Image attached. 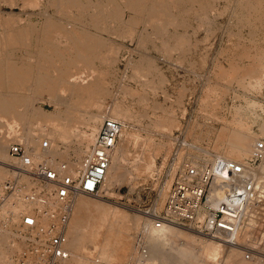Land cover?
Listing matches in <instances>:
<instances>
[{
    "label": "rangeland",
    "instance_id": "1",
    "mask_svg": "<svg viewBox=\"0 0 264 264\" xmlns=\"http://www.w3.org/2000/svg\"><path fill=\"white\" fill-rule=\"evenodd\" d=\"M38 1L39 0H36V1L34 0V3L35 2L36 3L32 6V4L26 5V3L29 2V0H26V2H25V0H14L12 2V4L11 3H5V2H3V0H0V17H1V19H5V20H7V22L9 21L8 24L10 23L9 26L11 25V28H13V29L19 28L20 26H22V24H23V26L25 25V30H23L24 31L23 43L20 41V42L14 43L13 45L12 44L9 45V43L6 42L5 44L2 45L0 42V44H1L0 45V93H1V95L5 96L7 94L8 95L12 94V95H23V96H26V98L31 97V98H28L31 100V103L33 102V104L41 107V109L43 110L44 113L58 114V115L62 116L67 112L68 109H70L75 115L80 113L79 115H81V118L92 114L93 116L98 117L99 120L101 118L103 120V116L109 114V110H110L111 106L114 104V102L117 101L118 104L121 106L126 104L123 106V108H126L124 110L129 111V109H130V112L132 114L130 119L127 120V124H126L127 126L126 127L124 126V127L128 128L127 130L131 131L132 133L136 132V134H135L136 136L131 137L133 139H130L131 142L129 141L127 144L128 145L127 147H129L130 146L129 144L132 143L130 148L125 149L127 151V153L126 154L123 153L126 158L123 155L124 158L122 159V163L125 165V169L130 168V167H132L133 170L136 169L133 171L130 168L129 170L131 173H129V170H128L127 173L130 175V177H129V175L128 176L125 175L124 178L129 177V181L125 180L126 182L121 181L119 183L113 184L112 186H110L108 193H106L104 190L101 189V193L97 196L88 195V197H90V198L101 200L104 203L107 202L106 203L107 205H109L111 207H116L120 213L122 212L121 214H124L126 216V219H125L126 221L122 220V221L117 222V224L114 225V229L112 230L114 234L111 235L110 237H108L109 247H111L113 249V254H116L114 252L116 251L115 249L117 248L118 254H116V255H118V256L114 260L108 259V258H101V257H98L96 255L86 256V258L87 257L89 258V259L87 258V260H86V262L88 264H91V261L93 259H95V257L97 260H99V261L101 260L103 262H110L113 264H124L126 262V260L130 257V255H134V253H135L134 252V239H135L134 237H135L136 232L138 231V228L141 225H143L145 221H148V219H149V216L146 212L151 210L152 208L162 209V207L164 205V200H165L166 195H167V192L170 189L171 184H172L173 179H174V176H175L176 172L178 171V169L180 168V164H182L181 161L184 158L191 160V163L200 162V161L202 162L204 160H208L213 155L214 156L219 155V156L225 158L224 156L221 155L220 152H218L216 146H214L215 144L213 145V143L216 141V139L218 138V135H219L218 134L219 131H217V130L221 129V126L223 125V123H225V122L227 123V122L231 121V119L233 118V116H232L233 110L232 109L234 108L235 105H240L241 107L243 106L242 111L244 110L243 112H245V111L247 112V113L246 112L242 113V120L244 121V123L248 124L250 131L253 133V135L255 134L254 136H256V138H255L256 144H254V147L252 148V156H254L255 153L259 154V152H260L259 157L262 158V164L264 165V146H263V148H259V142L260 143L262 142V144L264 145V136H263L264 135V75H263V80H262L263 84L261 85V87L250 88V89L249 88L245 89L244 87H241L238 84L236 85L235 81H233L232 79L225 78L226 80L223 79L224 80L223 81L221 78L217 77L218 76L217 72L219 71V69H222V68L227 69L228 68L229 64L227 65L226 62L228 61V63H229L230 58H232V57L237 58L236 55H237L238 50L240 49V47H239L240 45L237 46L238 50L235 49L236 46H234V45H236V43H238L240 41L241 45H242L241 48L247 47L249 45L250 41L246 40L245 38L247 37L248 39H250L253 36L251 28L248 25L246 26V24H245L243 26L241 23H238L235 20V17L232 15V13L229 15V13L231 12V8H232V4L230 2L231 1L233 2L234 0H231L230 2H227V0H216L217 4L215 5V7H216L215 11H217L216 12L217 14L215 13V11L210 12V14L207 15L209 17L208 20H210V21H208V20L203 21L202 20V22H200L196 17L189 16L188 17V23L189 24H187V27L185 29H182L181 27H179V31H181L183 33H173V34H175V37L178 36L181 39L184 38L185 41L182 40V41H184V44L181 41V43H180L181 47L179 46V44H177L179 47L176 46L177 49L174 47L172 52H171L172 48L167 50L169 52H167V51H165V49H163L164 47L162 46L163 45L162 42H159L160 36L155 35V33L153 34V31H150L149 28L146 29L147 32L143 31L145 29V27H144L145 22H143V21H145V17L143 15L144 13H142V15H138L134 11H131V9L129 10V8L126 10L127 7L123 6L124 3L122 0H109L110 4H112L115 7L117 6L116 8L119 7L118 12L121 13V15L119 14L120 15L119 17L121 19V16H122V19H121L122 21L120 20L119 23H116L115 21L111 22L110 20H107L103 16H100V19L98 18V24H99L98 28L95 26H89V24H87L88 21H86V19H84L83 21H79V22L76 21L75 22V21L66 19V18H68L66 16L60 15L56 12L54 13L53 11H55V9L51 4H49V0H47V2L44 0H43L44 2L42 0H40L41 2H38ZM91 1H94V0H91ZM30 2H31V0H30ZM22 3H24V4H22ZM47 5H48V8H47ZM45 8H46V10H45ZM224 8H226V9H224ZM218 10H220V12ZM45 11L47 14L45 13ZM41 12H44L43 13L44 15ZM57 14L60 16H58ZM47 15H51L49 17H54V18H56V17L62 18L61 21L62 22L64 21L63 23L67 22L65 24H69V23L72 24V22H73V24L75 23L73 26H76V27L78 26V28H81V29H83V27H84V30L90 31V32L88 31L89 33L93 32V34L94 33L97 35L99 34L98 36L99 37L101 36L103 41L108 40L109 44H111V45H109L110 50L109 49H106V51L102 50L104 52H101L100 54H102L103 56L102 55L101 56L103 58L105 57L106 59H110L111 57H112V59L116 58L115 61L110 59L112 64H113V67L111 66L112 64H110V65L108 64L111 62L110 61L108 62L104 58L107 66H108L107 67L105 65V67L108 68V69H106L108 71L107 73H109V74L111 73L112 75L111 74L105 75V73H106L105 72L106 70L104 67L105 61L103 60L102 65L100 63L99 69H98V72L101 75L99 73H96V75L98 74V76H96V79L99 82L96 83L95 88L97 86H99L98 83H101V78L104 77V75L106 76V78H102V79H105V80H102L103 84L101 83L100 86L95 89V90L99 89L100 92H98L99 90H97L96 93H94L95 95L93 94V96L95 97V98L93 97L94 100L92 99V95H87L84 92L86 94L85 95V94H83L82 91L72 90L71 92L69 91V93L72 94L71 96H69L70 94L68 92L64 93L63 97L66 98V102H64V101H61L58 99L59 96H56V98H55V97H52L49 95H44V94H41L38 92H34L33 88L31 89L32 85H30V87L27 91L26 90H24V91L23 90H17V89L15 90L13 88L11 89V87L9 88L10 85L9 84L7 85V83H9L7 81L9 78L6 75V69L8 71V68H7L8 67L7 61L8 60L13 61L15 64H17L19 66L32 67L33 68V70L31 71L32 80L30 81L31 82L30 84H33V82H34L33 78L35 77V74H36L35 65H37L36 63H37V59L39 56L38 43L41 40V36H42L41 30L45 27V24H46L45 23V20H46L45 16L47 17ZM61 16H63V17H61ZM231 18H233V19H231ZM126 19L130 23L126 22L127 21ZM193 19H194V21H193ZM112 23H114L115 25ZM231 23L233 24V26ZM2 24H3V22H1L0 26ZM71 24H69V25H71ZM234 24H236V27L234 26ZM125 25L128 26L127 27L128 29L126 28ZM241 25H242V27H241ZM114 26H115V28H114ZM200 26H202V27H200ZM237 27H240V28L235 29ZM129 28H132V29L129 30ZM230 28H231V30H230ZM247 29H248V33H247L248 35L246 33H244V32H246ZM132 30H133V33L131 34L130 32ZM226 30L227 31L229 30V32H226ZM232 30L233 31L236 30V33H234ZM237 30H238V32H237ZM184 31L186 33H184ZM1 32L4 36L5 35V29L3 26L0 27V34H1ZM250 32H251V35H249ZM141 33H144V34L147 33V35H149V36H147V35L144 36L147 38H145L146 40L144 39L145 40L144 44H141V46H139L140 42L138 40V37ZM233 33H234V35H233ZM257 33H260V32L257 31ZM180 34H181V36H179ZM238 34L242 35V36L241 35L239 36L241 38L238 37ZM127 35L128 36L130 35L131 37L130 36L128 37ZM169 35H171V34H169ZM205 36H206V38H205ZM244 36H245V38H244ZM104 37H107V38L104 39ZM178 37H176V38H178ZM242 37L244 40H242ZM111 42L113 43V45ZM242 43H244V44H242ZM160 44H162V45H160ZM114 46H116V47H114ZM155 46H156V48H155ZM249 47L250 46H248V48ZM113 48H114V50H113ZM107 50H109V52ZM224 50H226V52H224ZM113 51L116 53H113ZM107 52L109 53V55L107 54ZM103 53L104 54L106 53L107 55L106 54L104 55ZM111 54L113 56H110ZM143 55L146 56L150 60V64L153 67V69L150 68L149 71L146 70L145 75L140 77V76H136L134 73L130 72V70L132 69L131 65H133L134 63H136L139 60H142L144 58ZM108 56H110V57H108ZM115 56H117V57H115ZM224 56H226V57H224ZM243 58H241L240 61L244 63V62H246V58L245 57H243ZM227 59H229V60H227ZM151 61H153V63ZM130 62H131V64H130ZM191 62H192V64H191ZM220 65H222L221 68H220ZM102 66H103V68H102ZM83 67H84V70H83ZM80 68H81L80 69L81 71L83 70L85 72H88L90 69L88 66L87 67L81 66ZM86 68H88V70ZM101 68H102V70H100ZM111 68H114L115 70L111 69ZM154 68H155V70H154ZM111 70H112V72H111ZM113 70L116 71L117 73L114 72ZM103 72H104V74L102 76ZM131 73H132V75H129ZM149 73H151V74H149ZM7 74H8V72H7ZM121 74L123 76H121ZM133 74H134V77H133ZM122 77H123V80H122ZM111 78L115 79V80L112 79L114 82L111 80ZM107 79H108V81H107ZM106 81L108 84L106 83ZM119 81H120V83H119ZM214 81H216V82L214 83ZM222 81H223V84L221 83ZM148 82H149V84H148ZM1 83H2V85H1ZM123 83H124V85H123ZM216 83H218V84H216ZM180 84H181V87H180ZM182 84H183V86H182ZM108 85H111V86H108ZM139 85H140V87H139ZM207 85H209V86L215 85L217 87L216 94H214V93L209 94V95L206 94L207 93L206 87L207 88L209 87ZM219 85L222 86L223 88H221ZM123 86H126V87L128 86L127 87L128 92L125 91L126 87H125V89L122 88ZM129 86H130L131 90L129 89ZM132 86H134V87H132ZM119 87H121L122 89L121 88L119 89ZM178 87L181 89V92H180ZM182 87H183V91H182ZM8 88L11 90H9ZM134 89H136V90H134ZM221 89H223V90H221ZM224 89H226V90H224ZM95 90H94V92H95ZM259 90H260V92H259ZM101 91H103V92H101ZM122 91H123V93H122ZM136 91H137V93H136ZM105 92L106 93L108 92V93L105 95ZM223 92H225V93H223ZM257 92L259 95L257 94ZM97 93L99 96L97 95ZM162 93H163V97H162ZM220 93H222L223 97ZM78 94L80 97L75 96ZM143 95H145V96H143ZM165 95H167V96H165ZM220 95H221V97H220ZM72 96L77 97V98H74ZM203 96L204 97L209 96V98L206 97L208 99V104H209L208 106H205L202 104L201 101L204 98ZM218 96H219L220 100H218ZM235 96H236V98H235ZM83 97H85V98H83ZM89 97L91 99H89ZM210 97H212L211 99L213 101L210 99ZM147 98H149V99H147ZM74 99H76L75 100L76 102L74 101ZM87 99H89V100H87ZM136 100H137V102H136ZM247 100L252 101V103H254V104L249 105L250 106L249 107L245 103ZM67 101H70V102L68 103ZM81 101L85 102V103L81 104L82 103ZM94 101L96 103H99L100 105H95ZM214 101H215V103H214ZM78 102L79 103L81 102L80 103L81 105L77 104ZM233 102H234V104H233ZM89 103H92V104H89ZM180 103H182V104L180 105ZM168 104L170 106H168ZM212 104L214 107L212 106ZM215 104H217L218 106ZM88 105H91L92 107L91 106L88 107ZM125 106H127V107H125ZM200 107H202V108H200ZM119 108L121 109L122 107L119 106L118 109ZM245 108H247V110H245ZM75 110H77L78 112ZM152 110H154V111H152ZM202 111H205V112H202ZM86 112H88V113H86ZM105 112H106V114H105ZM254 112H256V113H254ZM163 113L165 115L171 114L173 116V118L175 115V118L173 119L175 121V123L171 126V128H170L171 130L166 129V131H164L163 128H161L162 129L161 130L160 128H157L154 125L156 120L165 116ZM256 114H257V116H256ZM148 118H150V119H148ZM102 120H100L99 123H101ZM138 122H140V123H138ZM76 123L77 122L71 123V125L74 124L75 126L77 125V127L74 128V125H72V127L74 129L72 128L73 130L71 132H69L68 141L66 142V144L62 143V142L55 143L52 139L53 146L55 147V150L57 148L56 152L61 150L58 153L60 155H62V157L63 156L68 157L70 154H72L73 150L70 151V148L72 147L71 149H74L78 144L77 141H79V137L77 135H79V131H82V129L84 128V125L79 124V123L76 124ZM80 126H81V128H80ZM28 127H29L28 130L33 129L34 127L37 128L36 124H30V126H28ZM99 127H100V124H99ZM99 127H97V131H98ZM48 129H50V128H48ZM97 131H96V133H97ZM169 131H170V133H168ZM175 134H180V137L182 138V142H180V144L182 145V147L177 149L175 156H173V149H174L173 139H174ZM216 134H218V135L216 136ZM94 137H95V135L93 136L92 140L94 139ZM142 137H144V138H142ZM148 137L150 139H148ZM141 138H142V141H144V142L141 141ZM74 139H75V141H74ZM257 139H259V141ZM152 140H153V142H151ZM134 141L137 142V144L133 143ZM145 141H148L149 143H147ZM256 141H258V142H256ZM150 142H151V145H150ZM166 142H168L169 144ZM54 143L56 145H54ZM159 143L160 144L163 143L162 146ZM57 145H58V147H57ZM142 145H144V146H142ZM145 145H149L151 147L148 148V146L146 147ZM195 145H196V147H195ZM154 146L157 148L156 150L154 149ZM27 147L30 148V152L34 151L30 145H28ZM127 147L125 146V148H127ZM140 147L143 148L144 150H142ZM145 147H146V149H145ZM46 148H43L44 153H46L45 151H48L51 149L49 147H48L49 149L48 148L46 149ZM164 148H166V149H164ZM198 149H200V150H198ZM7 150H8V148H7ZM55 150L53 149V151H55ZM65 151L67 153L66 155H65V153H63ZM126 151H123V152H126ZM253 151H254V153H253ZM130 152H131V154H130ZM212 153H214V154H212ZM208 155H209V157H208ZM147 156H148V158H147ZM136 157L138 159L140 157L141 158L138 160V159H135ZM0 158H3V159L7 158V154L5 157L2 156ZM144 158H146V159H144ZM124 159L125 160L127 159V162H123ZM133 159H135V161ZM128 160H130V161H128ZM136 160H137V162H136ZM141 160L142 161L144 160L143 165H142V162H140ZM148 161L151 164V166L153 167V168L151 167L150 170L146 169V166L149 164ZM236 161L241 162L240 160H236ZM138 162L140 165V166L139 165L138 166L140 167V170H142V171L139 170V172H141L142 174H140L138 172L140 175H138V173H137V171H138L137 169H139V168H135V166L137 167ZM125 163H127V164H125ZM145 163H146V166L144 165ZM131 164L134 166H132ZM263 165H262V168H264ZM144 166H145V168H144ZM142 167H143V169H142ZM125 169L123 168V171H127ZM131 175L134 179L131 177ZM8 177H9V175L7 173L6 178H8ZM69 213H70V211H69ZM82 215H85V213L83 212ZM89 218H91V217H89ZM91 219L93 221L94 218H91ZM152 220L153 219H151V221H150V219H149V221L145 223V224H148L147 234H145L146 235V237H145L146 238V244H148L147 246H149V243H150L149 242L150 240H148L149 239L148 235L150 233L149 231L151 230L152 227L157 226L156 222L152 221ZM160 224H162L163 226L167 225L166 227L164 226L165 228L163 227L164 228L163 231L158 232V234H159L158 236L163 238V239H161L162 240L161 242H163L164 246H167V248L166 247H162V248H165V249L169 248V250L174 249L175 250V251L173 250L174 252L178 251L176 254L181 252V251L179 252L178 249H183V252H181V253H183L182 258L185 261L183 262L182 261L183 259H182L180 262L178 261V263L175 262V264H262V263H256V262H243L238 256H236L234 253L228 251L218 241L207 239V238H205L206 236L203 237V235L199 234L197 231H194V230L189 229L187 227H184L182 225L168 224L165 222H161ZM89 227H92V226H89ZM101 228L102 227L97 229L98 234L103 233V230H102L103 228L102 229ZM90 235H92V234H90ZM165 241H167V242H165ZM208 241L216 244V245H214V249L211 252V255L205 254V251L203 249L198 248V247H200L201 242L205 243ZM85 242L87 245L90 246V244L92 243V239L89 238L88 241H85ZM215 252L217 253L216 256H215V254H216ZM209 256H211V257H209Z\"/></svg>",
    "mask_w": 264,
    "mask_h": 264
},
{
    "label": "bare ground",
    "instance_id": "2",
    "mask_svg": "<svg viewBox=\"0 0 264 264\" xmlns=\"http://www.w3.org/2000/svg\"><path fill=\"white\" fill-rule=\"evenodd\" d=\"M13 1L12 0H3V2L11 3V4ZM44 1L47 2V0H44ZM122 1L124 3L123 6L127 7L126 10L129 8V10L131 9V11H134L138 15H142V13H144L143 15L145 17V21H143V20L142 21L145 22V26H144L145 29L143 31L147 32L146 29L149 28L150 31H153V34L155 33V35L160 36L159 42H162V44H163V45L162 44H160V45H162L164 47L163 49H165V51L172 48L171 52H172L174 47L176 48V46H178L177 44H179V46L181 47L180 43L182 40H184V38L181 39L178 36H176V37H178V38H176L175 34H173V33H183L181 31H179V27H181L182 29H185L187 27V24H189L188 23V17L189 16L196 17L200 22H202V20L207 21L209 19V17L207 15L210 14V12L215 11V8H216L215 5L217 4L216 0H122ZM230 1L231 0H227V2H230ZM25 2H26V0H25ZM38 2H41V1L39 0ZM109 2H110L109 0H96V1L95 0L94 1H91V0H49V4H51L55 9V11H53L54 13L56 12L60 15L66 16V17H68L66 19L72 20L75 22L76 21H78V22L83 21L84 19H86V21H88L87 24H89V26H95L97 28L99 27L98 18L100 19V16H103L104 18H106L107 20H110L111 22L115 21L116 23H119L120 20L122 19V16H121V19L119 17L121 15V13L118 12L119 7L116 8L117 6L115 7L112 4H110ZM35 3H34V0H31V2L29 0V2L26 3V5L32 4V6H33ZM230 3L232 4V8H231V12L229 13V15L232 13V15L235 17V20L238 23H241L243 26L245 24H246V26L248 25L251 28L253 36L250 39H248L247 37L245 38V36H244V38L246 40L250 41V43L248 45V46H250L249 48H248V46L241 48L242 45H241L240 41L238 43H236V45H234V46H236L235 49H237V46L240 45L239 46L240 49L239 50L237 49L238 50L237 55H236L237 58L232 57V58H230V60L227 59V60H229V63H228V61L226 62L227 65L229 64L228 68L227 69H224V68L219 69V71L217 72V75H218L217 77L221 78L222 80L225 78L232 79L233 81H235L236 85L238 84L239 86L244 87L245 89L246 88H249V89L250 88H259L263 84L262 80H263V75H264V0H234L233 2L231 1ZM22 4H24V3H22ZM48 5H47V8H48ZM224 9H226V8H224ZM45 10H46V8H45ZM218 11L220 12V10H218ZM216 12L217 11H215V13ZM41 13L43 14L44 12H41ZM45 13H46V11H45ZM60 15H58V16H60ZM49 16H51V15H47V17L45 16V18H46L45 23L46 24L44 23L45 27L41 30L42 36H41L40 42L38 43L39 56H38L37 63H36L37 65H35L36 74H35V77L33 78V81H34L33 84H30L31 83L30 81L32 80V73H31V71L33 70L32 67L19 66V65L15 64L13 61L8 60L7 61L8 71L6 69V75L9 78V79L7 78L8 79L7 81L9 83H7V85L9 84L10 85L9 88L11 87V89L13 88L15 90L17 89V90H23V91L24 90L27 91L29 89L30 85H32L31 89L33 88L34 92H38V93H41L44 95H49V96H52L55 98H56V96H59L60 98L58 97V99L61 101H64V102H66V98L63 97L64 93L65 92L69 93V91L71 92L72 90L82 91L83 94L86 93L87 95H92V99L94 100L95 97L93 96V94L96 93L97 90H99V89H97V90H95V89L100 86V84L102 83V80H105L102 78H106L105 75L109 74V73H107L108 71L106 70V69H108L107 68L108 66H107L105 60H107L108 62L109 61L111 62L110 59H112V57L110 59H106L104 57L105 58V60H104V58L102 57L103 55L100 53L106 51V49L110 50L109 45H111V44H109L108 40L103 41L101 36L100 37L98 36L99 34L98 35L95 33L93 34V32L89 33L90 31L88 30L89 31L88 32V31L84 30V27H83V29H81V28H78V26L77 27L73 26L75 24V23L73 24V22H72V24L69 23V24H71V25H69V24H65L67 22L63 23L64 21L63 22L61 21L62 18L56 17L57 18L56 19L54 17H49ZM63 16H61V17H63ZM231 19H233V18H231ZM193 21H194V19H193ZM208 21H210V20H208ZM1 22H3V24L1 26H3L5 29V35L3 36L2 32L0 34V42L2 45L5 44L6 42L9 43V45L10 44L13 45L14 43H17L20 41L23 43V38H24L23 37L24 36L23 30H25V25L23 26V24H22V26H20L19 28L13 29V28H11V25L9 26V24H10V23L8 24L9 21L7 22V20L1 19V17H0V24H1ZM126 22L130 23L128 20ZM114 23H112V24H114ZM242 25H241V27H242ZM232 26H233V24H232ZM234 26L236 27V24H234ZM127 27L128 26H126V28ZM200 27H202V26H200ZM114 28H115V26H114ZM132 28H129V30H131ZM238 28H240V27H237L235 29H238ZM248 29L244 33L247 34ZM230 30H231V28H230ZM257 31L260 33H257ZM226 32H229V30L228 31L226 30ZM233 32L236 33V30ZM237 32H238V30H237ZM130 33L132 34L133 30ZM184 33H186V32L184 31ZM234 33H233V35H234ZM169 34H171V35H169ZM146 35H147V33L146 34L141 33L139 35V37H138V40L140 42L139 46H141V44H144V42L146 40L145 38H147L144 36H146ZM240 35L238 34V37ZM249 35H251V32L249 33ZM147 36H149V35H147ZM179 36H181V34ZM105 38H107V37H104V39ZM205 38H206V36H205ZM239 38H241V37H239ZM242 40H244L243 37H242ZM184 41H182L183 44H184ZM242 44H244V43H242ZM112 45H113V43H112ZM114 47H116V46H114ZM155 48H156V46H155ZM102 50H104V51H102ZM109 50H107V51L109 52ZM113 50H114V48H113ZM108 52H107V54L109 55ZM167 52H169V51H167ZM224 52H226V50H224ZM113 53H116V52L113 51ZM112 54L110 56H113ZM110 56H108V57H110ZM115 57H117V56H115ZM145 57L146 56H144L143 59L141 58L142 60H139L138 62L131 65L132 71L130 70V72L134 73L136 76L141 77V76L145 75L146 70L149 71L150 68L153 69V67L150 64V60L147 57L146 58ZM224 57H226V56H224ZM243 57L246 58V62H244V63L240 61L241 58H243ZM103 60L105 61L104 67H105V65L107 66V67H105L106 73H105L104 77L101 78V83H98L99 86H97L95 88L96 83L99 82L96 79V76H98V74L96 75V73H99L98 72L99 64L101 63V65H102ZM112 60L115 61L116 58L112 59ZM151 62L153 63V61H151ZM108 64L110 65V64H112V62L108 63ZM130 64H131V62H130ZM191 64H192V62H191ZM81 66H85V67L88 66L90 69L88 72H85V71H83L84 70V67H83V70L81 71L80 70ZM111 66L113 67V64ZM221 66L222 65H220V68H221ZM102 68H103V66H102ZM102 68L100 70H102ZM86 69L88 70V68H86ZM111 69H114V68H111ZM154 70H155V68H154ZM7 72H8V74H7ZM111 72H112V70H111ZM114 72H116V71H114ZM132 73L129 75H132ZM103 74H104V72L102 73V76H103ZM122 74H121V76H123ZM134 74H133V77H134ZM149 74H151V73H149ZM112 79L113 78H111V80ZM113 80H115V79H113ZM122 80H123V77H122ZM107 81H108V79H107ZM107 81H106V83H107ZM120 81H119V83H120ZM223 81L221 82L222 84H223ZM215 82L216 81H214V83ZM148 84H149V82H148ZM216 84H218V83H216ZM1 85H2V83H1ZM123 85H124V83H123ZM108 86H111V85H108ZM182 86H183V84H182ZM207 86H209V85H207ZM214 86L212 85V86H209L208 88L206 87L207 93L206 92L205 93L208 95L213 94V93L216 94L217 87L216 86L214 87ZM125 87L126 86H123L122 88L125 89ZM127 87L125 89L126 92H128ZM132 87H134V86H132ZM139 87H140V85H139ZM180 87H181V84H180ZM220 87L223 88L222 86H220ZM120 88L121 87H119V89ZM11 89H9V90H11ZM129 89H130V86H129ZM94 90H95V92H94ZM134 90H136V89H134ZM179 90L181 92L180 88H179ZM221 90H223V89H221ZM224 90H226V89H224ZM182 91H183V87H182ZM98 92H100V90ZM101 92H103V91H101ZM259 92H260V90H259ZM107 93L105 92V95ZM122 93H123V91H122ZM136 93H137V91H136ZM223 93H225V92H223ZM220 94L222 95V93H220ZM257 94H258V92H257ZM71 95L72 94H70L69 96H71ZM97 95H98V93H97ZM221 95H220V97H221ZM75 96H79V94L75 95ZM143 96H145V95H143ZM165 96H167V95H165ZM72 97H74V96H72ZM162 97H163V93H162ZM206 97H204L203 100L201 99L202 100L201 102L203 105L208 106L209 104H208L207 98H209V96L207 98ZM222 97H223V95H222ZM28 98H31V97H28ZM28 98H26V96H23V95H12V94L11 95L7 94V95L3 96L0 93V157H2V156L5 157L7 154V158H5V159L0 158V161H8V153H6L7 148H9L11 143L17 142V141L23 143L26 147L28 145H30L33 148L34 151L30 152V153H31L33 160L35 162L46 161V162L53 164L54 166L57 167V165H59L60 161H66V162H68V164L71 165L72 162L80 160L82 158V156L84 155L85 151L88 150V147L90 146L91 142L93 141L92 138L96 134L97 127H99V124H101V123H99V121L102 120V118L99 120L98 117L93 116L92 114L81 118V115H79L80 113L75 115L70 109H68L67 112L62 116H60L58 114L44 113L43 110L41 109V107L33 104V102L31 103V100ZM74 98H77V97H74ZM83 98H85V97H83ZM211 98L212 97H210V99ZM235 98H236V96H235ZM89 99H91V98L89 97ZM89 99H87V100H89ZM147 99H149V98H147ZM75 100L76 99H74V101ZM218 100H220L219 96H218ZM70 101H67V102L69 103ZM116 102H114V104L111 106V108L109 110V114L107 116H110L112 118L120 120L124 124V126L126 127L127 126L126 125L127 120L130 119L132 114L130 112V109H129V111L124 110L126 108H123V106L126 104L121 106L118 104V102L117 103ZM136 102H137V100H136ZM80 103L78 102L77 104L81 105L85 102H82L81 104ZM214 103H215V101H214ZM245 103L248 106L251 104L252 105L254 104V103H252V101H249V100H247ZM89 104H92V103H89ZM181 104L182 103H180V105ZM213 104H212V106H213ZM233 104H234V102H233ZM95 105H100V104L95 102ZM215 105H217V104H215ZM90 106L91 105H88V107H90ZM119 106L122 107L123 109L122 108L118 109ZM168 106H170V105L168 104ZM125 107H127V106H125ZM202 107H200V108H202ZM242 108H243V106L241 107L240 105L234 106V108L232 109L233 110V115H232L233 118L231 119V121H229L227 123L226 122L223 123V125L221 126V129L217 130V131H219L218 132L219 135L216 134V136L218 135V138L215 141L216 143L214 142L213 145L215 144L214 146H216L218 152H220L221 155L224 156L225 158L232 159V160L236 159V160H240L241 162H245L247 158L252 156V148L254 147V144H256L255 143L256 136H254L255 134L253 135V133L250 131L248 124L244 123V121L242 120V113L246 112V111L243 112L244 110L242 111ZM77 110H75V111H77ZM154 110H152V111H154ZM245 110H247V108H245ZM202 112H205V111H202ZM86 113H88V112H86ZM254 113H256V112H254ZM256 116H257V114H256ZM103 118H104V116H103ZM174 118H175V115H174ZM174 118L171 114L165 115L162 118L156 120L154 125L157 128H160V129L163 128L164 131H166V129L171 130L170 129L171 126L175 123V121L173 120ZM148 119H150V118H148ZM73 122L83 124L85 129L82 127L84 130L82 129V131H79V135H77L79 137V141H77L78 142L77 146L75 148L73 147L74 149H71L72 147L70 148V151L73 150L72 154H70L68 157H64V156L62 157V155H60L58 153L61 150L56 152L57 148L55 150V147L53 146V141L55 143L62 142V143L66 144V142L68 141L69 132H71L75 127H77V125L76 126L74 125L75 123L72 124V125H74V128L72 127L71 123H73ZM138 123H140V122H138ZM30 124H36L37 128L34 127L33 128L34 130L33 129L28 130V128H29L28 126H30ZM125 127H123L121 129L119 139H118L117 144H116V146L113 150V153L111 155L110 164L107 168L106 174H105L103 181H102L101 189L104 190L106 193H108L110 186H112L113 184L119 183L121 181L126 182L125 180L129 181L130 175L127 172L130 168L132 169V167L125 169V165L122 163V159L125 157V155L123 153H125V154L127 153V151L125 149L130 148V146L132 144V143H130L129 144L130 146L127 147L128 142L130 141V139H133L131 137L136 136L135 135L136 132L132 133L131 131L127 130L128 128H125ZM48 128H50V129H48ZM80 128H81V126H80ZM168 133H170V131ZM142 138H144V137H142ZM142 138H141V141H142ZM52 139H53V141H52ZM148 139H150V138L148 137ZM257 140L259 141V139H257ZM74 141H75V139H74ZM258 141H256V142H258ZM142 142H144V141H142ZM145 142L149 143L148 141H145ZM151 142H153V140ZM151 142H150V145H151ZM55 143H54V145H56ZM133 143L137 144V142H135V141ZM166 143H168V142H166ZM162 144L163 143H161L160 145L162 146ZM125 146L127 148H125ZM142 146H144V145H142ZM145 146L146 147L148 146V148L151 147L149 145H145ZM46 147L47 148L49 147L51 149L48 150L49 152L45 151L46 153H44L43 148H46ZM57 147H58V145H57ZM146 147H145V149H146ZM195 147H196V145H195ZM53 149L55 151H53ZM141 149L144 150L143 148H141ZM154 149L156 150L157 148L154 146ZM164 149H166V148H164ZM198 150H200V149H198ZM123 151H126V152H123ZM63 153H65V155L67 154L66 151ZM253 153H254V151H253ZM130 154H131V152H130ZM212 154H214V153H212ZM123 155H124V157H123ZM208 157H209V155H208ZM147 158H148V156H147ZM135 159H138V158L136 157ZM135 159H133V160L135 161ZM144 159H146V158H144ZM128 161H130V160H128ZM143 161L142 160L140 161V162H142V165H143ZM123 162H127V159L126 160L124 159ZM136 162H137V160H136ZM148 163H149V161H148ZM125 164H127V163H125ZM138 165H139V162L137 164V167L135 166V168H139V169H137L138 170L137 173L140 170V167H139L140 165L139 166ZM144 165L146 166V163ZM262 165L263 164L261 163L259 170H260L261 178L264 179V171H263L264 168H262ZM132 166H134V165H132ZM145 166H144V168H145ZM151 167L152 166L149 163L146 166V169L150 170ZM180 167H181V165H180ZM123 168L127 171H123ZM142 169H143V167H142ZM134 170H136V169H134ZM140 171H142V170H140ZM129 173H131L130 170H129ZM139 173L142 174L141 172H139ZM139 173H138V175H140ZM125 175H127V176L129 175V177L124 178ZM6 177H7V172L3 169H0V182H2ZM131 177H132V175H131ZM106 203H104L98 199L90 198V197H88V195L87 196L86 195H78L73 199V201H71L70 209H69L70 213H68V218H66L64 223L61 222V219L57 221V225H61V223H62V229L65 232V235L67 236V243L65 244V246L70 252V258H69L67 264H88L86 262L88 257L86 258V256H92V255H96V256L101 257V258L113 259V260L115 258H117L118 255H116V254H118L117 253L118 250L116 248L115 249L116 251L114 252L116 254H113V249L111 247H109V245H108V242H109L108 237H110L111 235L114 234L112 231L114 229V225H116L117 222H119V221L125 220L126 216L124 214H121L122 212L120 213L116 207H111V206L107 205ZM83 212L85 213V215H82ZM89 217L94 218L93 221ZM165 223H167V222H165ZM34 224H36V221L34 222ZM168 224H172V223H168ZM175 225H177V224H175ZM89 226H92V227H89ZM164 226L166 227L167 225H164ZM164 226L162 224H159L157 226L152 227L151 230L149 231L150 233L148 235V237H149L148 240H150L149 241L150 243H149V246H147V248H148V260H147V262L149 264H175V262L178 263V261L180 262L183 259L182 258L183 253H181V252H183V249H178L179 252L181 251L180 253H178L179 254L178 255V254H176L178 251L174 252L175 251L174 249L169 250V248L168 249L162 248V247L167 248V246H164L163 242H161L162 241L161 239H163V238L158 236L159 235L158 232L163 231V229L165 228ZM100 227L103 228V229L101 228L103 230V233L98 234L97 229ZM90 234H92V235H90ZM203 237H205V236H203ZM89 238L92 239V243L90 244V246L87 245L85 242V241H88ZM205 238L215 240V239H212L209 237H205ZM250 239H251L250 235H247L246 233L243 235L241 234L240 237L238 238V244L249 245V244H251L249 241ZM9 241L10 240L7 237H5L2 240L1 246H0V259L7 258L10 251L12 250V248L9 249ZM215 241H218V240H215ZM165 242H167V241H165ZM218 242L221 243L228 251H230V252L234 253L236 256H238L243 262H256V263L264 264V256L253 257L250 260H246L242 256V250L239 249L237 246H231V245H228L226 243L224 244L220 240ZM214 245H216V244L213 242H210V241L205 242V243L201 242V245L198 248L203 249L205 251V254L211 255V252L214 249ZM15 249H17V248L15 247L14 250ZM134 255L138 256L137 252H135ZM216 255H217V253L215 254V256ZM209 257H211V256H209ZM182 261L184 262L185 260L183 259ZM0 264H12V262L5 260L3 262L1 261Z\"/></svg>",
    "mask_w": 264,
    "mask_h": 264
},
{
    "label": "built area",
    "instance_id": "3",
    "mask_svg": "<svg viewBox=\"0 0 264 264\" xmlns=\"http://www.w3.org/2000/svg\"><path fill=\"white\" fill-rule=\"evenodd\" d=\"M123 127L120 120L104 115L88 150L71 165L66 161H60L57 167L46 161L35 162L30 148L23 143L17 141L9 146L8 161H0V169L9 175L0 182V246L7 237L12 250L0 262L67 264L70 252L65 246L67 236L62 223L76 196L101 193ZM173 141L175 156L182 147L180 134H175ZM263 146L259 142V148ZM259 155L255 153L244 163L219 155L195 164L184 158L162 209L146 212L150 221L182 225L237 246L246 260L264 256V179ZM60 219L62 223L57 225ZM148 221L134 237L138 256L130 255L124 264H149L145 238ZM245 233L250 235L251 244H238V238ZM91 264L113 263L95 258Z\"/></svg>",
    "mask_w": 264,
    "mask_h": 264
}]
</instances>
